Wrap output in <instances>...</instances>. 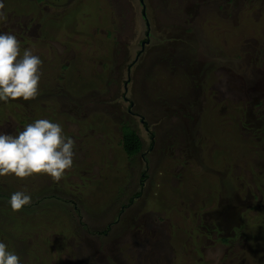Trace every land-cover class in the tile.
<instances>
[{
  "label": "rangeland",
  "instance_id": "374dc122",
  "mask_svg": "<svg viewBox=\"0 0 264 264\" xmlns=\"http://www.w3.org/2000/svg\"><path fill=\"white\" fill-rule=\"evenodd\" d=\"M0 12V31L42 60L34 98L0 102V131L22 130L24 108L74 141L59 181L0 177V240L21 264L84 251L96 264H264V0H4ZM124 126L142 142L132 157ZM17 190L31 202L13 212Z\"/></svg>",
  "mask_w": 264,
  "mask_h": 264
},
{
  "label": "clouds",
  "instance_id": "9594fccd",
  "mask_svg": "<svg viewBox=\"0 0 264 264\" xmlns=\"http://www.w3.org/2000/svg\"><path fill=\"white\" fill-rule=\"evenodd\" d=\"M4 0H0V9ZM3 13L0 12V19ZM42 60L31 49L21 54L20 41L13 32L0 31V102L17 99L28 101L38 94ZM74 141L64 133L61 124L41 118L23 126L13 134L0 131V177L12 176L23 180L44 174L59 181L73 164ZM31 202L24 190L8 197L13 212ZM0 264H21L20 257L0 240Z\"/></svg>",
  "mask_w": 264,
  "mask_h": 264
},
{
  "label": "trees",
  "instance_id": "16d2710c",
  "mask_svg": "<svg viewBox=\"0 0 264 264\" xmlns=\"http://www.w3.org/2000/svg\"><path fill=\"white\" fill-rule=\"evenodd\" d=\"M9 103H12L11 101H9ZM38 103H32V105H29L28 107H30V110L32 111V114L34 113V111H37V107H38ZM6 106H11V104H7ZM48 107L47 105H42L41 104V109L42 108H46ZM24 108L22 109V112H15L14 116H16L17 121H18V126L19 127H23L28 123H31L32 121H28L29 117H27L24 112H23ZM35 115V113H34ZM36 116L33 117L32 119L35 120ZM121 146L122 149L124 151V153L128 156V157H132L134 155H137L141 152L142 149V142L139 138V136L137 135V133L132 129L129 128L127 126L122 127V138H121ZM139 196V191L134 193V195H132V197L129 199V201L131 202V200L134 197ZM109 227L104 228L103 230L94 232V234L99 235V236H104L108 233ZM93 234V233H91ZM220 241H222L223 243H226L227 240L224 238H221ZM82 254H78L77 259L75 261V264H96L97 259L99 262L100 258L98 257V255H93V254H88L86 251L81 252ZM115 256L117 255V253L114 254ZM200 256V253H199ZM119 257L118 258H114L112 257V262L111 264H115V263H119ZM102 264V263H100ZM104 264V263H103ZM120 264V263H119ZM178 264V263H176Z\"/></svg>",
  "mask_w": 264,
  "mask_h": 264
},
{
  "label": "flooded vegetation",
  "instance_id": "af4514ba",
  "mask_svg": "<svg viewBox=\"0 0 264 264\" xmlns=\"http://www.w3.org/2000/svg\"><path fill=\"white\" fill-rule=\"evenodd\" d=\"M146 24H147L146 26H147V28H148V23L146 22ZM147 35H148V31L146 32V36H147Z\"/></svg>",
  "mask_w": 264,
  "mask_h": 264
},
{
  "label": "water",
  "instance_id": "95a60500",
  "mask_svg": "<svg viewBox=\"0 0 264 264\" xmlns=\"http://www.w3.org/2000/svg\"><path fill=\"white\" fill-rule=\"evenodd\" d=\"M141 2H142V0H141Z\"/></svg>",
  "mask_w": 264,
  "mask_h": 264
}]
</instances>
